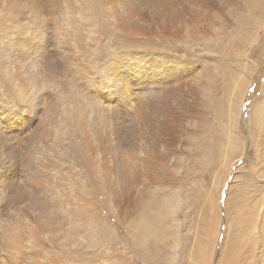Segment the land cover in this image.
Instances as JSON below:
<instances>
[{"label":"rangeland","instance_id":"1","mask_svg":"<svg viewBox=\"0 0 264 264\" xmlns=\"http://www.w3.org/2000/svg\"><path fill=\"white\" fill-rule=\"evenodd\" d=\"M12 1L0 0V264H264V0H181L166 19L120 18L109 0ZM133 71L182 94L140 93L139 123L131 101L154 87ZM109 91L103 105L86 96ZM128 140L131 157L155 145L158 159L122 188ZM33 171L44 200L71 211H38Z\"/></svg>","mask_w":264,"mask_h":264},{"label":"bare ground","instance_id":"2","mask_svg":"<svg viewBox=\"0 0 264 264\" xmlns=\"http://www.w3.org/2000/svg\"><path fill=\"white\" fill-rule=\"evenodd\" d=\"M169 1V0H167ZM184 1V0H183ZM190 0H187V2H189ZM196 1V0H194ZM202 1V0H201ZM43 2L44 0H13L12 1V6L14 7H17V8H21V9H24V10H31V9H36V10H39V12L41 11V8L43 6ZM179 2V3H178ZM191 2L193 3V1L191 0ZM198 2V1H197ZM195 2V3H197ZM79 3L81 4V1H79ZM109 3L113 5V7L115 8V10L120 13H123L122 15H120L121 17L120 18H123V16H125V11L130 9V12L131 13H136L139 8L141 7L142 9L145 10V14H144V18L147 16V15H150L154 18H163L165 17L164 19L167 18L168 16V13H170V10L174 9V7L177 8V6L181 5V0H174L172 4H170V6L168 7L167 3L163 0H146V1H142V0H109ZM176 3H178V5L176 6ZM190 3V2H189ZM201 3V2H199ZM198 3V4H199ZM249 3V1H248ZM52 4L58 8H62L63 5H65L66 7H69L71 4H72V0H52ZM79 4V5H80ZM191 4V3H190ZM194 4V3H193ZM194 6V5H193ZM5 8L8 9L7 6H4ZM168 7V9L166 10V8ZM201 7V6H200ZM194 8V7H193ZM196 8V7H195ZM178 9V8H177ZM185 9H186V6H185ZM191 9V8H190ZM189 9V10H190ZM201 12H202V8H198ZM204 9V8H203ZM185 11V10H184ZM183 11V12H184ZM196 11V10H195ZM194 12V10H193ZM181 13V12H180ZM185 13V12H184ZM198 13V12H197ZM200 13V12H199ZM202 14V13H201ZM205 14V13H204ZM199 15V14H198ZM188 16V14H187ZM186 16V17H187ZM200 16V15H199ZM184 17V19L186 18ZM201 17H206V16H201ZM40 18V17H38ZM143 18V19H144ZM191 18V17H190ZM190 18L188 20L185 21V23H188V21L190 20ZM200 18V17H199ZM198 18V19H199ZM209 18V17H208ZM196 19V17H195ZM202 19V18H201ZM191 21V20H190ZM195 20H193L194 22ZM202 21V20H201ZM204 21V20H203ZM208 21V20H207ZM198 22V21H197ZM200 22V21H199ZM206 22V21H205ZM190 23V22H189ZM196 23V21H195ZM206 24V23H205ZM204 24V25H205ZM195 25V24H194ZM196 26H197V23H196ZM199 26V25H198ZM209 26H210V23H209ZM208 26V27H209ZM203 27V26H202ZM204 29V28H203ZM77 38V35L75 33H68L67 36H66V41L67 42H71V41H74L76 40ZM19 41V40H18ZM36 49V48H35ZM39 49V48H38ZM37 51V50H35ZM39 55V54H38ZM40 56V55H39ZM46 66V63L44 64ZM73 70V69H72ZM147 70V69H146ZM80 71V70H79ZM113 71V70H112ZM136 72V71H135ZM134 71L130 73V77L131 79H137L139 78V80H145V82L147 83H150L151 85H153V87L157 86L158 85V95L156 97V99H158V96L159 95H172V96H178L180 94H182V92H180V88H174L172 85H170V82L168 80L164 81L162 80V77H163V74H157L155 71L153 72H148V71H139V73H135ZM71 73L73 74H70V77L69 79L66 80V82L69 84V85H72V84H75L80 78L82 75H80L79 72L77 71H71ZM111 73V72H109ZM115 75H116V72H114ZM83 74V73H81ZM113 74V73H112ZM75 75H78V77H76ZM111 75V74H110ZM170 77H173L174 75L171 74L169 75ZM151 77V78H150ZM148 78V79H147ZM169 78V77H168ZM118 82V81H117ZM116 84V83H115ZM132 84V83H131ZM134 84V83H133ZM149 84V85H150ZM113 85V84H112ZM137 85V84H136ZM126 86V84H124V87ZM145 86H148L144 83V87ZM114 87V86H113ZM152 87V86H151ZM155 87L152 88V89H149V92L146 91V89H143L141 90L142 88H139L137 90H140V92L138 91V93H136V98L133 99L131 101V104L133 105L134 103L132 102H135V104L133 105L134 108L137 110V115L138 117L140 118H137L138 122L139 123H143L144 122V119H143V116H141L139 114V109H144L145 106L143 105L144 103H146V100L145 102H138L139 101V96H141L143 94V96L146 98V95L148 96H155L157 94L156 90H155ZM115 89V87H114ZM113 91V90H112ZM140 93H142L140 95ZM113 94V92L110 93H107L104 97H99L97 95V92L96 93H92V94H86V96L90 97L92 99V101L94 103H96L98 101L99 104H102L103 105V101L102 103L99 102V100H103V98H105V102L108 101L111 97V95ZM142 98V97H141ZM140 98V99H141ZM181 98V97H180ZM187 99V98H186ZM181 100V99H180ZM22 101L23 102H29V98L27 96H24L22 97ZM150 101H149V98L147 99V104H149ZM56 105L58 103H55ZM54 104V100L51 101V105H50V108H48V99H42V105L45 107V111L47 113V116L49 117V121L51 124H54L55 123V120H56V117H57V110H58V107H56ZM182 104L184 105L185 103L181 102L176 106L177 108H179L180 106H182ZM147 106V105H146ZM175 107V108H176ZM185 107V106H183ZM181 109H183L181 107ZM188 109V108H187ZM148 110V109H147ZM175 110V109H174ZM95 113H97V116H99V111L100 109L98 110H94ZM112 112L111 109H109L108 111V114H110ZM161 111H158V114H160ZM158 114H155L154 113V116L153 118L149 121V124L152 122L155 126V122L158 121ZM135 116V118H136ZM176 117V115H174V118ZM47 118V117H46ZM142 118V119H141ZM30 120V117H28L27 119V123L29 122ZM78 123H79V126L82 125V122L80 120H78ZM124 128L122 129H119V130H123ZM48 138V135H45L44 136V140H46ZM128 138V137H127ZM137 137H135L136 139ZM127 140V139H126ZM132 141L131 140H128L126 142H124L120 147H129L130 143ZM155 144L157 145L158 144V140L155 142ZM132 145V144H131ZM119 147V148H120ZM111 148V152L115 153L116 152V149L115 147H110ZM118 148V150H120ZM128 150V149H127ZM145 151V154L146 156L145 157H140V155H134L133 157H131V154H129V150L126 151V155L124 156L123 159H120L118 155L115 156L116 160H115V165L117 164V168L119 169L117 174L120 175V180L118 179V182L116 183V185L118 187H122V188H125V187H131V185L133 184H137L139 179L142 178V177H145L147 176L150 172V170H152V168H154V162L153 161H157L158 157H157V153H156V150H155V145H152L149 149H144ZM126 157L130 158L128 160V163H127V168L125 171H122L124 166H125V160H126ZM38 171V170H37ZM41 174V173H40ZM40 174L39 172H35L33 171L32 175H28L29 176V179L27 178V183L29 182V180L31 181V183H36V190L38 192V195H39V200L41 201V204L42 206H40L38 209L39 212H42V213H47V215H53V213H57L59 211H64L65 210V207L69 208V210L72 208V205H64L65 202H60L59 204H50L49 202H47L46 200H44V197L51 191L48 188H46L42 183V181L40 180ZM151 174V173H150ZM27 176V175H26ZM31 183H29L30 186ZM15 187V186H14ZM33 187V186H32ZM18 189H21L22 186H18L17 187ZM15 190V188H14ZM115 190L117 191V189L115 188ZM16 191V190H15ZM23 191V190H22ZM21 192V190H20ZM17 193V192H16ZM31 193V191H30ZM15 194V192H14ZM20 194V193H19ZM37 194V193H36ZM29 195V194H28ZM21 196V195H20ZM18 197V196H17ZM15 197V199L17 198ZM38 197V196H37ZM21 198V197H20ZM19 199V198H17ZM20 200V199H19ZM25 200V199H24ZM23 200V202H24ZM11 201V200H10ZM29 202H31L30 200H27ZM12 202V201H11ZM33 202V201H32ZM10 203V202H9ZM22 203V202H21ZM39 204V203H38ZM26 205V203H25ZM27 207V206H26ZM88 207H91V204L89 203ZM68 210V209H67ZM71 211V210H70ZM4 212V211H3ZM65 212V211H64ZM34 214V213H33ZM70 215V213H68ZM3 215V214H2ZM55 215V214H54ZM71 216V215H70ZM36 217V216H35ZM34 218V217H33ZM54 218V216H53ZM49 219L50 217H46V220H47V224H49ZM38 220V219H37ZM35 221V220H34ZM41 224V223H40ZM264 225V224H263ZM38 227V226H37ZM25 228V227H24ZM22 227H20V229H24ZM264 229V228H263ZM26 230V229H25ZM21 235H23V233H20ZM10 236L13 238L14 237V232L13 230L10 231ZM263 236V235H262ZM264 256V254H263ZM232 257H235V256H232ZM234 260V258H233ZM237 260V259H236ZM226 264H236L234 263L233 261H230Z\"/></svg>","mask_w":264,"mask_h":264},{"label":"snow or ice","instance_id":"3","mask_svg":"<svg viewBox=\"0 0 264 264\" xmlns=\"http://www.w3.org/2000/svg\"><path fill=\"white\" fill-rule=\"evenodd\" d=\"M0 131H2V130H0Z\"/></svg>","mask_w":264,"mask_h":264}]
</instances>
